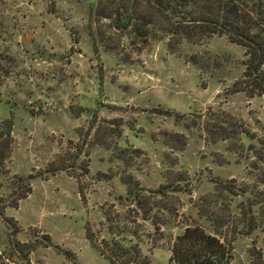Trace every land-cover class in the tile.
Here are the masks:
<instances>
[{"label":"rangeland","instance_id":"obj_1","mask_svg":"<svg viewBox=\"0 0 264 264\" xmlns=\"http://www.w3.org/2000/svg\"><path fill=\"white\" fill-rule=\"evenodd\" d=\"M113 1L0 0V264H112L88 230L132 238L129 264H173L185 222L224 238L230 264H249L264 230L243 235L241 197L221 188L264 199V93L233 85L245 48L170 35L144 4L151 23L121 32L106 17ZM135 184L187 191L162 196L152 225L117 199Z\"/></svg>","mask_w":264,"mask_h":264},{"label":"trees","instance_id":"obj_2","mask_svg":"<svg viewBox=\"0 0 264 264\" xmlns=\"http://www.w3.org/2000/svg\"><path fill=\"white\" fill-rule=\"evenodd\" d=\"M141 4L159 17L157 23L170 35L182 36L189 41L213 34L225 35L229 41L243 46L246 58L242 75L233 85L236 91L246 92L249 96L264 93L263 0H114L111 13L106 17L110 18L112 27L121 32L128 28L139 31L151 23L144 21L146 18L137 13ZM256 181L264 184V177ZM221 188L231 196L241 197L236 205L235 223L240 226L239 231L243 235L249 236L256 230H264V199H257L258 195L248 186L226 184ZM169 191L187 190L173 184H161L154 189L135 184L127 188L124 196L118 195L117 199L123 204L126 200L125 205H132L143 220L148 219L152 225H158L148 215L153 205L162 210L167 207L162 196ZM155 197H159L158 204L151 201ZM229 221L228 218L219 220L216 229H221L223 223ZM108 229L111 228L108 226ZM109 232L108 239L97 240L88 230L86 238L112 264H129L139 259L140 253L132 238ZM129 233L134 235L133 232ZM170 250L173 264H230L232 257L229 243L205 231L199 223L185 222L181 232L174 236ZM248 254L249 264H264V241L260 243L256 237H252Z\"/></svg>","mask_w":264,"mask_h":264}]
</instances>
